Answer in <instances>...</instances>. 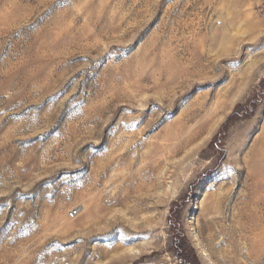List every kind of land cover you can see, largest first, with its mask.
Instances as JSON below:
<instances>
[{
  "label": "rangeland",
  "instance_id": "374dc122",
  "mask_svg": "<svg viewBox=\"0 0 264 264\" xmlns=\"http://www.w3.org/2000/svg\"><path fill=\"white\" fill-rule=\"evenodd\" d=\"M245 11L264 24V0H0V264H183L179 239L264 264Z\"/></svg>",
  "mask_w": 264,
  "mask_h": 264
},
{
  "label": "trees",
  "instance_id": "16d2710c",
  "mask_svg": "<svg viewBox=\"0 0 264 264\" xmlns=\"http://www.w3.org/2000/svg\"><path fill=\"white\" fill-rule=\"evenodd\" d=\"M181 200L182 199L174 202L171 206V209L169 212V218H168V222H170L171 225H174V226L178 225L179 217H178L177 212L174 210V208L181 205L180 203ZM175 245H176V256L178 257V259L181 260L183 264H190V262H188L187 260L189 252L187 249V245L184 243L183 239H179L178 242L175 243Z\"/></svg>",
  "mask_w": 264,
  "mask_h": 264
},
{
  "label": "bare ground",
  "instance_id": "6f19581e",
  "mask_svg": "<svg viewBox=\"0 0 264 264\" xmlns=\"http://www.w3.org/2000/svg\"><path fill=\"white\" fill-rule=\"evenodd\" d=\"M244 13H245V16H244L243 20H244L245 26L247 28V31H248V33L250 32V34L255 35L251 40H254V42L255 41H259V42L263 41L264 40V24L260 21L258 22L256 20H254V18L252 17V13H250L249 11H245ZM142 250H143L142 248L137 249L133 253V255L134 256L139 255V253Z\"/></svg>",
  "mask_w": 264,
  "mask_h": 264
},
{
  "label": "built area",
  "instance_id": "2783aa9c",
  "mask_svg": "<svg viewBox=\"0 0 264 264\" xmlns=\"http://www.w3.org/2000/svg\"><path fill=\"white\" fill-rule=\"evenodd\" d=\"M67 215H68V218L74 219L76 217V215H77V210L76 209H71V210H69Z\"/></svg>",
  "mask_w": 264,
  "mask_h": 264
}]
</instances>
